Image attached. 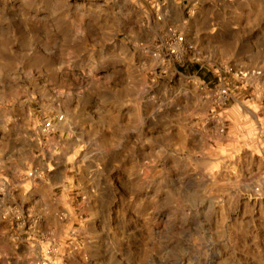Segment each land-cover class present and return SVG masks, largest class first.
<instances>
[{"label": "rangeland", "instance_id": "rangeland-1", "mask_svg": "<svg viewBox=\"0 0 264 264\" xmlns=\"http://www.w3.org/2000/svg\"><path fill=\"white\" fill-rule=\"evenodd\" d=\"M165 262L264 264V0H0V264Z\"/></svg>", "mask_w": 264, "mask_h": 264}, {"label": "bare ground", "instance_id": "bare-ground-1", "mask_svg": "<svg viewBox=\"0 0 264 264\" xmlns=\"http://www.w3.org/2000/svg\"><path fill=\"white\" fill-rule=\"evenodd\" d=\"M141 12H142V11H141ZM215 127L217 128L218 125H215ZM146 179H147V178H146ZM146 179L143 178V181H144V182H148V181H147L148 179H147V180H146ZM203 179H204L205 181H211L212 177H211V175H208V174H207V175H204V176H203ZM146 194H147V196H148L149 193H146ZM162 264H171V263H170V262H169V263H168V262H165V263H162ZM184 264H185V263H184Z\"/></svg>", "mask_w": 264, "mask_h": 264}, {"label": "built area", "instance_id": "built-area-1", "mask_svg": "<svg viewBox=\"0 0 264 264\" xmlns=\"http://www.w3.org/2000/svg\"><path fill=\"white\" fill-rule=\"evenodd\" d=\"M50 127H51V122L50 121L44 122V129L45 130H48Z\"/></svg>", "mask_w": 264, "mask_h": 264}, {"label": "crops", "instance_id": "crops-1", "mask_svg": "<svg viewBox=\"0 0 264 264\" xmlns=\"http://www.w3.org/2000/svg\"><path fill=\"white\" fill-rule=\"evenodd\" d=\"M169 2H167V4H168Z\"/></svg>", "mask_w": 264, "mask_h": 264}]
</instances>
